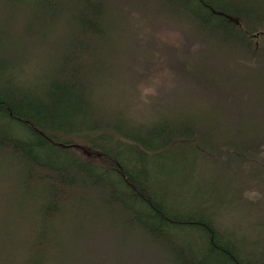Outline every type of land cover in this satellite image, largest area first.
Returning a JSON list of instances; mask_svg holds the SVG:
<instances>
[{"label":"trees","instance_id":"obj_1","mask_svg":"<svg viewBox=\"0 0 264 264\" xmlns=\"http://www.w3.org/2000/svg\"><path fill=\"white\" fill-rule=\"evenodd\" d=\"M133 20L190 101L116 90ZM0 264H264V0H0Z\"/></svg>","mask_w":264,"mask_h":264},{"label":"rangeland","instance_id":"obj_2","mask_svg":"<svg viewBox=\"0 0 264 264\" xmlns=\"http://www.w3.org/2000/svg\"><path fill=\"white\" fill-rule=\"evenodd\" d=\"M131 22V28L124 30L122 45L112 54L117 63L112 74L121 79L116 90L133 92L142 102L152 95L190 101L184 80L189 79L198 56L188 38L163 21L150 26L139 20Z\"/></svg>","mask_w":264,"mask_h":264}]
</instances>
